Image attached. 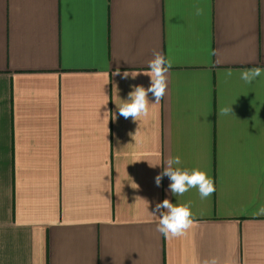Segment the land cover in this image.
I'll use <instances>...</instances> for the list:
<instances>
[{
	"label": "crops",
	"instance_id": "0c3cea01",
	"mask_svg": "<svg viewBox=\"0 0 264 264\" xmlns=\"http://www.w3.org/2000/svg\"><path fill=\"white\" fill-rule=\"evenodd\" d=\"M156 51L173 61L166 94L125 119L117 105L150 77L124 73ZM253 67L264 0H0V264H264V76L240 79ZM177 155L213 178L209 198L156 186ZM141 198L190 201L191 228L165 238Z\"/></svg>",
	"mask_w": 264,
	"mask_h": 264
},
{
	"label": "clouds",
	"instance_id": "9594fccd",
	"mask_svg": "<svg viewBox=\"0 0 264 264\" xmlns=\"http://www.w3.org/2000/svg\"><path fill=\"white\" fill-rule=\"evenodd\" d=\"M202 10L197 7L196 14L200 15ZM173 66L171 58H166L161 52L156 51L154 58L148 62V70L141 72H125L124 76H131L135 79L138 75L150 77V86L145 88L142 85L133 86V90L128 93L126 100H121L117 105L119 114L125 119L132 118L133 121H140L150 114V109L159 104L165 96L168 87V72ZM233 75L229 69L224 73V76L230 78ZM264 76V68L253 67L240 72V79L245 84H252L257 78ZM149 93L152 94L154 102L149 101ZM219 115L227 116L234 115L231 106L221 107ZM131 135V134H130ZM149 163L150 167L160 166L159 163ZM163 171L155 177L156 186L161 185L163 177L167 176L171 181L169 184L170 192L176 196H183L195 188L201 199L209 198L215 191V183L211 176L204 170L199 168L181 167L182 160L179 155L169 157L165 162ZM135 184V183H134ZM136 188L139 186L135 184ZM133 188V187H132ZM140 198V197H139ZM143 199V198H141ZM146 202V211L150 216L157 219V230L165 237H177L183 235L193 224L191 202L173 204L169 199H164L162 202L156 203L152 212L148 211L149 202ZM257 215H264V206L257 209ZM193 264H220L216 257H210L201 260H196Z\"/></svg>",
	"mask_w": 264,
	"mask_h": 264
}]
</instances>
